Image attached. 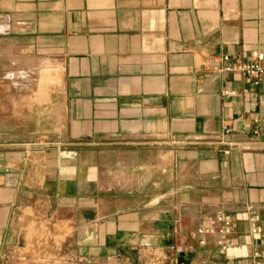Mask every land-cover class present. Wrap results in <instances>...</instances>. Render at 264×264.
Masks as SVG:
<instances>
[{
	"label": "crops",
	"instance_id": "0c3cea01",
	"mask_svg": "<svg viewBox=\"0 0 264 264\" xmlns=\"http://www.w3.org/2000/svg\"><path fill=\"white\" fill-rule=\"evenodd\" d=\"M253 52L264 0H0V257L50 225L96 264H264V77L218 74Z\"/></svg>",
	"mask_w": 264,
	"mask_h": 264
},
{
	"label": "rangeland",
	"instance_id": "374dc122",
	"mask_svg": "<svg viewBox=\"0 0 264 264\" xmlns=\"http://www.w3.org/2000/svg\"><path fill=\"white\" fill-rule=\"evenodd\" d=\"M44 68L47 92L50 86L56 87L59 82L52 62L44 61ZM64 244L56 240V228L44 225L39 231L29 232V243L23 250H15L12 256L0 257V264H96L80 258L76 252H71ZM111 264H167V261L161 252L156 254L149 252L143 253L142 256L138 255L137 260L129 263L117 258Z\"/></svg>",
	"mask_w": 264,
	"mask_h": 264
},
{
	"label": "built area",
	"instance_id": "2783aa9c",
	"mask_svg": "<svg viewBox=\"0 0 264 264\" xmlns=\"http://www.w3.org/2000/svg\"><path fill=\"white\" fill-rule=\"evenodd\" d=\"M264 62V55L258 52H253L251 56V61L249 63H241L234 62L228 55H224L220 59V63L223 65L219 70L218 74L222 77L229 75H238L241 74L247 77L250 81H253L254 85H257L258 82L264 77V67L262 63ZM237 96V93L224 88L221 91V97L224 100H229ZM239 121V119H236ZM231 133L229 128H225L224 131L217 134L213 137V140L210 145H214L216 147H230L229 142L227 141V137ZM228 153V151H226ZM216 221L222 224V228L217 231L218 235L222 238L226 237L229 233L230 229V221L226 218H217ZM213 224L209 223V226L206 227L202 233L209 235L213 233ZM218 245L224 248V242H218Z\"/></svg>",
	"mask_w": 264,
	"mask_h": 264
}]
</instances>
